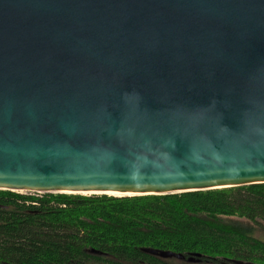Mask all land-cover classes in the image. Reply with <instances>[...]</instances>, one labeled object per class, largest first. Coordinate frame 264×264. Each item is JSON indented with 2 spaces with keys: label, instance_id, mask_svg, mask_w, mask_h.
Segmentation results:
<instances>
[{
  "label": "water",
  "instance_id": "obj_1",
  "mask_svg": "<svg viewBox=\"0 0 264 264\" xmlns=\"http://www.w3.org/2000/svg\"><path fill=\"white\" fill-rule=\"evenodd\" d=\"M259 184L264 0H0V191Z\"/></svg>",
  "mask_w": 264,
  "mask_h": 264
},
{
  "label": "trees",
  "instance_id": "obj_2",
  "mask_svg": "<svg viewBox=\"0 0 264 264\" xmlns=\"http://www.w3.org/2000/svg\"><path fill=\"white\" fill-rule=\"evenodd\" d=\"M0 264H264V184L132 197L0 191Z\"/></svg>",
  "mask_w": 264,
  "mask_h": 264
},
{
  "label": "rangeland",
  "instance_id": "obj_3",
  "mask_svg": "<svg viewBox=\"0 0 264 264\" xmlns=\"http://www.w3.org/2000/svg\"><path fill=\"white\" fill-rule=\"evenodd\" d=\"M22 195H27V194H24V193H22ZM32 195H34V194H32ZM36 195V194H35ZM40 195V194H39ZM176 261H180V259H178V258H174Z\"/></svg>",
  "mask_w": 264,
  "mask_h": 264
}]
</instances>
